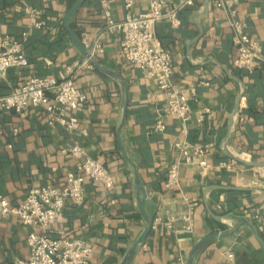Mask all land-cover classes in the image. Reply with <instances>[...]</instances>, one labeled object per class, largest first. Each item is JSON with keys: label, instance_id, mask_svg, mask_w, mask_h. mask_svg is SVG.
I'll return each mask as SVG.
<instances>
[{"label": "crops", "instance_id": "0c3cea01", "mask_svg": "<svg viewBox=\"0 0 264 264\" xmlns=\"http://www.w3.org/2000/svg\"><path fill=\"white\" fill-rule=\"evenodd\" d=\"M76 1L0 0V32L20 41L29 59L25 67L0 73V96L29 77L59 75L68 66L75 68L76 83L88 95L86 107L75 112L80 120L75 130L51 125L42 107L25 116L0 109V194L18 203L33 186L63 184L68 172L79 169V160L64 150L80 141L116 182L109 190L87 179L83 204L69 199L47 232L83 239L93 249L89 264H121L147 225L125 148L145 182V207L154 216L150 234L129 264H187L200 239L233 230L244 219L264 239V58L252 71L236 67L238 48L226 12L212 0H197L180 13L181 24H157L173 55L172 81L185 90L191 106L187 121L163 116L167 90L125 58L123 34L109 28L103 0H86L71 25L82 41L101 45L103 50L95 54L98 63L119 78L86 63L65 27L66 12ZM105 1L112 20L125 18V0ZM148 3L134 0L132 12H146ZM28 8L35 9L34 18ZM237 12L264 57V0H238ZM159 117L167 125L164 131L155 130ZM196 148L207 151L200 154ZM174 163L180 164V184L168 185ZM222 163L230 167L219 168ZM189 224L192 228L186 230ZM32 230L14 215L0 219L1 263L29 256ZM194 264H264V250L245 226L236 234L207 240Z\"/></svg>", "mask_w": 264, "mask_h": 264}, {"label": "built area", "instance_id": "2783aa9c", "mask_svg": "<svg viewBox=\"0 0 264 264\" xmlns=\"http://www.w3.org/2000/svg\"><path fill=\"white\" fill-rule=\"evenodd\" d=\"M146 12L134 14V0H125L126 16L121 21L111 18L110 9L105 0L102 1L104 12L109 20V28L119 29L122 34V51L125 58L132 64L141 67L146 76L156 80L158 85L167 90L168 103L163 109V116H176L183 121L190 119V103L185 90L174 81V61L172 53L166 48L157 33V24L167 20L174 25L181 24L180 13L185 8L194 5L197 0H148ZM218 8L224 10L233 28V41L238 48L234 64L238 68L252 71L263 57L262 46L245 30V22L238 18V0H212ZM31 16L35 17V9L28 8ZM83 43L95 55L102 51L100 44L86 41ZM28 57L22 52V43L14 37L0 32V73L13 67H25L29 64ZM86 63H92L86 59ZM75 68L68 66L59 75H43L29 77L23 84L8 94L0 96V109L15 111L25 116L32 108H45L49 113L51 125L60 124L67 129L79 127V117L76 111L86 107L88 95L76 83ZM191 92L196 95L197 88L191 85ZM162 116V117H163ZM162 117L155 124L156 131H164L167 125ZM2 131L0 130V134ZM177 147L187 153L183 143ZM64 151L79 160L78 171L68 172L63 184L48 183L33 186L25 199L13 203L7 196L0 194V219L14 215L26 225L33 227L28 235L30 253L28 257L17 258L7 264H89L92 247L83 239L51 236L47 229L63 214L66 203L72 199L81 205L85 200L84 184L91 179L111 190L115 180L108 168L99 160L89 155L86 148L76 140ZM200 154L206 149L196 148ZM202 164L209 166L206 159ZM230 167L226 163L219 168ZM180 164L174 163L168 169V185L180 184ZM172 228L171 222L166 223ZM191 224L186 230H191ZM42 230V231H41ZM0 264H3L0 262Z\"/></svg>", "mask_w": 264, "mask_h": 264}, {"label": "water", "instance_id": "95a60500", "mask_svg": "<svg viewBox=\"0 0 264 264\" xmlns=\"http://www.w3.org/2000/svg\"><path fill=\"white\" fill-rule=\"evenodd\" d=\"M86 0H77L66 12L65 15V27L68 30L75 46L77 47V49L86 57V59H88L96 68H98L99 70H101L102 72L109 74L111 76H114L116 78H119L117 73L114 72L113 70H110L108 68H105L104 66H102L100 63H98L99 61L97 60L96 56L93 55L88 48L85 46V44L83 43L82 39L80 38V36L77 34V32L73 29L72 27V22L74 19L75 14L77 13V11L80 9V7L84 4ZM126 117H127V109L125 107L124 109V115H123V119L121 122V126H120V132L125 124L126 121ZM124 152H125V156L127 158V160L130 162L133 170H134V175H135V188H136V194H137V200L139 203V208L140 211L147 223L144 231L142 232L141 236L138 238V240L134 243V245L129 249V251L127 252L126 256L124 257L123 261L121 264H129L131 262V260L133 259V257L136 254V251L138 250L137 248H139V246L141 244H143L147 238V236L150 234L151 229L154 226V216H151L145 207V201L147 200L148 197V191L144 185L145 182H143L139 170H138V166L135 163V161L127 154L125 148ZM245 226H249L252 228L253 233L255 235V237L258 239V241L260 242L263 250H264V239L262 238V236L260 235L259 231L257 230V228L255 227V224L253 222H251L248 219H244L242 221L239 222V224L233 229V230H227V231H214L211 234H209L208 236L200 239L192 248L189 258L187 260V264H194V257L195 254L197 252V250L199 249V247L205 243L207 240H209L210 238L214 237V236H227L229 234H236L238 232H240L242 230L243 227Z\"/></svg>", "mask_w": 264, "mask_h": 264}]
</instances>
